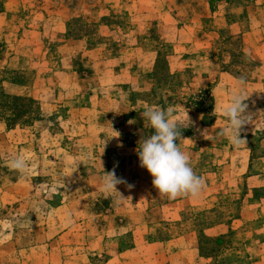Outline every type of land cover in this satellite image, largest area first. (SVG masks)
<instances>
[{"label": "rangeland", "instance_id": "1", "mask_svg": "<svg viewBox=\"0 0 264 264\" xmlns=\"http://www.w3.org/2000/svg\"><path fill=\"white\" fill-rule=\"evenodd\" d=\"M145 107L182 122L187 203L139 164ZM0 264H264V0H0Z\"/></svg>", "mask_w": 264, "mask_h": 264}, {"label": "clouds", "instance_id": "2", "mask_svg": "<svg viewBox=\"0 0 264 264\" xmlns=\"http://www.w3.org/2000/svg\"><path fill=\"white\" fill-rule=\"evenodd\" d=\"M223 111L229 125L228 130L221 134H227L230 142L238 144L242 139L240 128L245 123L240 97L233 96L232 102ZM141 116L146 121V127L152 129V134L142 135L136 151L140 166L151 174L152 185L159 195L168 199L199 195L203 180L195 173L190 155L178 145L183 127L182 122L176 119L174 109L145 107ZM7 166L21 175L28 172V161L23 154L12 157ZM122 182L114 172L104 171L100 177L99 191L105 196L112 195L119 192L116 185Z\"/></svg>", "mask_w": 264, "mask_h": 264}, {"label": "crops", "instance_id": "3", "mask_svg": "<svg viewBox=\"0 0 264 264\" xmlns=\"http://www.w3.org/2000/svg\"><path fill=\"white\" fill-rule=\"evenodd\" d=\"M191 196H182V197H178L176 199H170V204H177V203H187V200L190 199ZM188 205V204H187ZM168 251L166 252H163L161 254H159L160 257H163L165 256V253H167Z\"/></svg>", "mask_w": 264, "mask_h": 264}]
</instances>
